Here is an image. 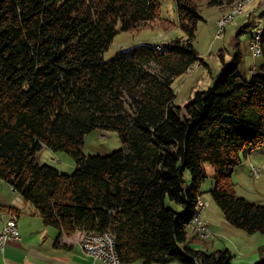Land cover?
Segmentation results:
<instances>
[{
  "label": "trees",
  "instance_id": "16d2710c",
  "mask_svg": "<svg viewBox=\"0 0 264 264\" xmlns=\"http://www.w3.org/2000/svg\"><path fill=\"white\" fill-rule=\"evenodd\" d=\"M206 1L230 10L241 0ZM199 6L177 0L184 37L170 47H134L104 61L117 28L169 23L160 0H0V181L59 237L108 233L123 264H231L226 249L189 247L204 163L215 169L209 193L226 221L264 236V205L237 197L231 180L241 155L264 142V31L259 73L240 77L238 50L230 62L221 56L213 86L181 109L172 84L200 61L192 45ZM94 129L116 131L122 148L84 155ZM42 146L68 154L73 173L37 163ZM259 255L264 264V246Z\"/></svg>",
  "mask_w": 264,
  "mask_h": 264
},
{
  "label": "rangeland",
  "instance_id": "374dc122",
  "mask_svg": "<svg viewBox=\"0 0 264 264\" xmlns=\"http://www.w3.org/2000/svg\"><path fill=\"white\" fill-rule=\"evenodd\" d=\"M197 2L200 5L201 19L196 23L192 45L199 56L200 61L197 62L199 66H194L186 74L177 77L172 84L175 91L173 103L181 109L190 101L194 91L205 90L213 86L220 73L221 56L225 62H230L233 54L237 50L240 52L241 60L237 72L243 79H249L253 72L259 73L263 62L261 56L253 54L249 46V38L264 23V3L260 5L256 0H249L248 5L244 6L246 8L243 12L233 17V7L230 10H222L217 6L209 7L206 5V0H197ZM160 3V20L169 23L155 21L137 32H122L117 28L116 35L103 53L104 61L112 59L118 52L139 46L162 51L170 47L172 40L184 37V32L179 25L177 0H160ZM247 11L250 15L248 19L245 16ZM227 16H232V18L227 19ZM223 20L226 21L221 28L218 21ZM121 148L122 143L116 131L94 129L85 135L81 149L86 156H103ZM35 159L37 163L55 167L64 174H72L75 169L74 162L68 154L61 151L53 152L45 146L35 153ZM252 167L261 170L262 175L259 178L251 177L250 169ZM203 168L205 179L200 187V198L206 210L201 213V218H205L206 211L209 222L221 226V229L217 233L210 229L214 237L204 240L191 232L193 235L189 234L190 240L194 239L195 242H190L189 247L194 251H203L206 254L226 249L232 256L231 264H240L241 262L255 264L259 260L260 249L264 246V236L260 233L247 234L244 230L242 232L226 221L224 214L209 193L214 183L215 169L209 163H204ZM185 173L189 175L187 170ZM231 180L237 197L264 205V142L254 149L248 158L241 155L240 164L234 168ZM165 203L168 208L177 209L176 205L168 199ZM244 259L252 260L244 262ZM97 263L101 262L97 261ZM130 264L142 263L137 261Z\"/></svg>",
  "mask_w": 264,
  "mask_h": 264
},
{
  "label": "crops",
  "instance_id": "0c3cea01",
  "mask_svg": "<svg viewBox=\"0 0 264 264\" xmlns=\"http://www.w3.org/2000/svg\"><path fill=\"white\" fill-rule=\"evenodd\" d=\"M221 9L223 10V8ZM248 12L245 13L247 19L250 17ZM196 64L195 66H199ZM252 152L245 158H248ZM184 184L189 186V175L186 173H184ZM176 208V211H181L180 207L176 206ZM204 210L206 207L203 208L202 213ZM13 213L17 217L19 239L9 240L0 247V264H101L92 261L81 250V231H77L71 236L62 235L59 237V231L54 227L45 226L32 205L25 202L18 193L13 191L11 186L0 181V229L4 226L9 215ZM206 215L205 211L203 220L208 227L215 233L219 232L221 226L209 222ZM189 241L195 242L194 239L190 240V238ZM251 260L244 259V262ZM240 264L244 263L241 262Z\"/></svg>",
  "mask_w": 264,
  "mask_h": 264
},
{
  "label": "built area",
  "instance_id": "2783aa9c",
  "mask_svg": "<svg viewBox=\"0 0 264 264\" xmlns=\"http://www.w3.org/2000/svg\"><path fill=\"white\" fill-rule=\"evenodd\" d=\"M258 4L264 3V0H256ZM249 0H241L235 6H233V17L237 14L242 13L244 6L248 5ZM218 25L222 28L225 25V21H218ZM262 31H264V23L256 29L255 34L249 39V46L252 49V52L255 56H261L260 51V39L262 35ZM251 177L259 178L262 175L260 169L251 168L250 169ZM204 205L203 201H199V209H198V217L193 219V223L191 224L196 229V233H201L205 236L206 232H211L207 223L201 218V213L203 211ZM18 232H17V217L16 215L10 214L4 226L0 229V247H2L9 240H17ZM96 240H102L97 237L87 236V232L82 233V237L80 240V247L82 251H86V255L90 257L93 261H100L103 264H117L113 260L101 261V253L104 251L99 250L96 247ZM116 244V242H114Z\"/></svg>",
  "mask_w": 264,
  "mask_h": 264
},
{
  "label": "bare ground",
  "instance_id": "6f19581e",
  "mask_svg": "<svg viewBox=\"0 0 264 264\" xmlns=\"http://www.w3.org/2000/svg\"><path fill=\"white\" fill-rule=\"evenodd\" d=\"M231 18H232V16L227 17V19H231ZM223 21H226V20H223ZM200 200L201 199L198 198L196 203H195V214H194L193 218L191 219V221L189 223H187V228L190 232H192L198 238L208 239V238L213 236V234L211 232H206V234L204 236L201 233H196V229L194 228V226L191 225L193 223V219H196L198 217V209H199V201ZM87 236L97 237L99 239H102V240H96V247L99 250L104 251V253H101V261H108V259H109V260H113L117 264H123L119 260V258L117 257V254L115 252V243H114L115 239L113 238L112 235H110L108 233H104V234L87 233ZM84 253L86 254V251H84ZM195 264H200V262L195 261Z\"/></svg>",
  "mask_w": 264,
  "mask_h": 264
}]
</instances>
